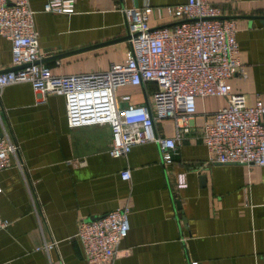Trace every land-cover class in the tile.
Wrapping results in <instances>:
<instances>
[{"label":"crops","instance_id":"1","mask_svg":"<svg viewBox=\"0 0 264 264\" xmlns=\"http://www.w3.org/2000/svg\"><path fill=\"white\" fill-rule=\"evenodd\" d=\"M49 0H27L33 13L38 61L52 75L107 70L127 49L122 8H151L148 26L176 20L166 6L185 0H71L72 12L43 11ZM66 1V0H58ZM233 20L244 77L232 76V92L264 106V0H208ZM10 68V44L0 37V72ZM153 82L115 89L117 107L141 104ZM184 130L169 118L155 132L175 138L171 161L148 142L125 157L107 154L106 125L68 128L64 99H40L28 83L0 91V132L18 146L21 168L0 169V264H86L75 236L79 219H94L127 205L128 230L111 264H264V167L208 164L199 134L211 114L225 105L219 96L195 98ZM127 169L129 179L119 172ZM183 174L185 186H175ZM182 219L184 221H182ZM55 242L47 251L43 243Z\"/></svg>","mask_w":264,"mask_h":264},{"label":"built area","instance_id":"2","mask_svg":"<svg viewBox=\"0 0 264 264\" xmlns=\"http://www.w3.org/2000/svg\"><path fill=\"white\" fill-rule=\"evenodd\" d=\"M165 8L176 21L156 28L148 26L152 8L146 2L120 10L128 43L121 63L104 71L52 75L38 62L42 53L27 0H0V37L10 44V68L0 72V91L24 82L40 99L60 95L68 128L108 126L110 157H125L134 145L151 142L160 149L162 164L170 163L175 138L158 135L154 122L169 118L178 133L190 124L195 98L223 97L225 105L211 114L199 134L206 163L264 167V106L258 95L248 102L227 83L234 75L244 77L233 20L221 18L220 9L208 0H185ZM43 11L69 13L72 3L49 0ZM145 82L155 84L148 100L117 107V87ZM11 164L22 166L17 144L2 128L0 169ZM119 177L128 180V170L120 171ZM175 186H185L183 174L175 176ZM128 212L123 205L94 219L78 220L75 236L86 264L112 263L128 230ZM7 224L0 217V230ZM54 246L50 241L40 249Z\"/></svg>","mask_w":264,"mask_h":264},{"label":"water","instance_id":"3","mask_svg":"<svg viewBox=\"0 0 264 264\" xmlns=\"http://www.w3.org/2000/svg\"><path fill=\"white\" fill-rule=\"evenodd\" d=\"M221 18H225V17H222V16H221ZM126 38H127V35H126ZM89 220H90V219H89ZM182 221H184V220L182 219Z\"/></svg>","mask_w":264,"mask_h":264}]
</instances>
